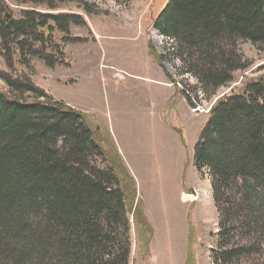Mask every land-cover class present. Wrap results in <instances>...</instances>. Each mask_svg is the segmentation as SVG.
<instances>
[{
  "label": "trees",
  "instance_id": "trees-1",
  "mask_svg": "<svg viewBox=\"0 0 264 264\" xmlns=\"http://www.w3.org/2000/svg\"><path fill=\"white\" fill-rule=\"evenodd\" d=\"M15 1L28 7L18 16L0 0L7 66L14 55L25 66L32 58L62 62L52 33H68L82 19L38 9L83 1ZM154 26L213 91L248 66L240 42L264 50V0H169ZM0 77V264H129L132 223L148 253L153 227L113 140L28 76ZM209 112L193 163L208 169L218 212L213 262L264 264V78L219 97Z\"/></svg>",
  "mask_w": 264,
  "mask_h": 264
},
{
  "label": "rangeland",
  "instance_id": "rangeland-1",
  "mask_svg": "<svg viewBox=\"0 0 264 264\" xmlns=\"http://www.w3.org/2000/svg\"><path fill=\"white\" fill-rule=\"evenodd\" d=\"M82 1L38 9L82 19L68 33H52L62 45V62L49 67L32 58L25 66L14 55L8 67L0 55V73L28 76L53 99L84 112L92 128L113 140L153 227L145 254L132 223L129 264H214L218 212L209 171H197L193 152L214 102L264 78V50L240 42L248 66L225 85L206 90L154 26L169 0ZM5 2L15 16L28 8ZM0 87L6 89L1 77Z\"/></svg>",
  "mask_w": 264,
  "mask_h": 264
},
{
  "label": "crops",
  "instance_id": "crops-1",
  "mask_svg": "<svg viewBox=\"0 0 264 264\" xmlns=\"http://www.w3.org/2000/svg\"><path fill=\"white\" fill-rule=\"evenodd\" d=\"M130 171H131V170H130ZM131 173H132V172H131ZM133 176H134V175H133ZM179 184H180V182H179ZM180 199H181V198H180ZM181 202L183 203V209H184V208H185V207H184V202H183V201H181Z\"/></svg>",
  "mask_w": 264,
  "mask_h": 264
}]
</instances>
